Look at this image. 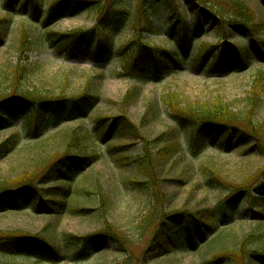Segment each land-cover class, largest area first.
Returning a JSON list of instances; mask_svg holds the SVG:
<instances>
[{"label": "trees", "instance_id": "16d2710c", "mask_svg": "<svg viewBox=\"0 0 264 264\" xmlns=\"http://www.w3.org/2000/svg\"><path fill=\"white\" fill-rule=\"evenodd\" d=\"M203 2H207V6ZM119 4H128L129 7L124 9ZM2 6L8 14L6 18L0 19V28L10 24V19L16 16L15 12L24 14L21 18L34 26L22 29L20 49L32 48V44L47 36L48 41L67 54H78L77 48L83 46L99 64L117 60L122 67V75L130 79L161 81L165 70L169 74L171 70L183 69L190 58L195 69L204 67L205 61H208L206 66L209 72H214L217 68L226 72L228 51L233 54L237 69H240L249 65V60L254 55L251 47L264 59V40L258 37L263 25L258 23L255 12L244 0H223L222 3L210 0H4ZM91 8L98 15L97 31L93 29L88 32L80 30L62 33L50 29L62 18L83 14ZM131 11L134 13V34L128 39L121 38L119 42L122 46H118L116 38L121 35L120 29L125 26ZM19 13L18 15H22ZM141 30L150 35L167 34L169 40L172 39L170 49L157 42L148 43V39H141ZM207 30L211 32L205 33ZM193 31L196 32V37L190 35ZM95 32L98 34L96 38ZM241 33L245 34L243 38L239 36ZM198 34L214 37L221 43H201ZM234 35L238 37V41L231 43L229 39ZM191 41H195L194 47L199 45L206 49H192L189 57H186L185 53L189 50L183 47ZM215 49L218 50L216 53L213 52ZM161 71L164 74H160ZM25 72L26 67L14 68L9 86L4 88L0 85L4 89H0V129L15 128L16 122L20 121L26 136H41L51 125L59 124L64 118H87L99 102L98 96L90 94L89 85L79 96L71 98L65 94H43L25 88L21 83ZM258 72L256 82H263L264 73ZM131 96L132 93L125 102ZM167 107L176 127L190 131L191 144L201 153L211 148L222 155V151L229 150L231 140H234L238 146L234 151H252L248 158L264 159V121L258 119L252 99H247L244 109L240 110H233L223 101L212 105L173 104ZM76 109L80 112L75 113ZM107 120L109 118L98 119L96 123L103 128L100 132L96 129L93 134L85 126L79 125L68 135L65 151L47 158L31 174H24L13 180H0V213L12 208L20 212L28 209L38 211L41 207L53 216H61L66 211L83 215L93 212L81 207L69 208L66 201L77 177L92 163L100 160L101 155L91 141L96 140L102 144L111 136L113 129L111 125H106ZM113 121H117L119 127H116L112 141L138 139L145 145L142 153L136 157L129 155L122 158L121 155L127 154L125 147L112 149L111 155L114 160L123 164L122 167L133 166L135 176L128 178L126 186L149 199L138 223L139 231L143 235L148 234L145 255L156 252L162 257H168L173 252H188L193 246L197 248L198 238L208 243L211 233H217L234 222L239 214L264 216V169L260 173L256 171L252 183L241 185L230 184L220 174L210 170L208 184L212 189L224 188L227 197L212 208L199 211L186 208L171 210L170 197L165 193L161 175L162 165L171 156L172 145L165 142L164 135L155 143L143 138L141 126L132 123L126 114L113 118ZM17 139L12 137L0 145V160L14 152L19 145ZM160 145L158 149L157 146ZM209 158L217 160L216 157ZM54 182L61 185L51 186ZM241 195H244L242 200ZM99 201L101 207L106 209L108 197L102 192L99 193ZM241 202L247 207L240 206ZM120 234L125 233L109 227L100 233L85 237L70 235L69 238L82 245L80 252L88 253L103 241L110 240L112 244L128 251L126 257L117 264H137L142 256L137 259L138 254L127 248L128 241L121 238ZM184 235L187 236L186 241L183 239ZM252 238L250 235L244 248ZM0 253L34 258L37 263L63 264L72 260V257L65 255V252L61 253L41 234L22 232L0 231ZM78 256L79 253L75 258ZM222 258L215 257L211 264L218 263Z\"/></svg>", "mask_w": 264, "mask_h": 264}, {"label": "rangeland", "instance_id": "374dc122", "mask_svg": "<svg viewBox=\"0 0 264 264\" xmlns=\"http://www.w3.org/2000/svg\"><path fill=\"white\" fill-rule=\"evenodd\" d=\"M3 1L0 0V19L6 18L8 14L3 10ZM210 1L223 2V0ZM244 1L255 12L258 23L263 25L258 37L264 40V0ZM119 6L124 9L129 7L128 4L123 6L119 4ZM18 13L15 12L16 16L10 19L7 27L0 28V85L4 88L8 87L14 68L22 66L27 69L21 82L25 88L43 94H65L66 97L71 98L79 96L89 85L90 94L98 96L99 102L89 112L87 118L77 120H72L75 117L64 118L59 124L51 125L41 136H26L20 121L16 122L15 128L0 129V145L12 137L19 139V145L14 152L0 160V180H13L24 174H31L47 158L55 153L64 152L68 135L72 130L80 127L79 125L85 126V129L93 134L96 129L100 132L103 128L96 121L100 118H109L106 125H111L113 131L102 144L96 140L91 141L97 153L101 155L100 160L92 163L77 177L66 201L69 208L81 207L93 212L83 215L66 211L61 216H53L46 213L43 207L38 211L28 209L23 212L12 208L8 212L0 213V231L41 234L61 253L65 252V255L72 257V260L63 264L121 262L128 251L112 244L110 240L103 241L99 247L88 253L80 252L82 245L78 244L77 240L69 238L70 235L85 237L100 233L109 227L125 233L120 234V237L128 241L127 248L138 254L137 259L142 256L137 264H211L215 257H223L216 264H264V260L261 259L264 258L261 257L264 256V216L251 214H239L234 222L217 233H211L208 243L198 238L197 248L193 246L188 252H173L168 257H162L156 252L145 255L148 234L143 235L139 231L138 223L149 199L126 186L128 178L135 176L133 166L122 167L123 164L111 156L112 149L118 147H125L127 151L126 155H121L122 158L129 155L136 157L145 148L144 142L138 139L112 141L114 131L119 127L113 118L126 114L132 123L141 126L143 138L155 143L164 135L165 142L173 147L171 156L162 165L161 175V179H164L165 193L170 197L171 210L186 208L199 211L212 208L227 197L224 188L212 189L208 184L210 170L220 174L226 182L233 185L252 183L256 171L260 173L264 169V159L248 158L252 151H234L238 148L234 140H231L229 150L222 151V155L211 148L201 153L191 144L190 131L176 127L177 124L169 116L167 105H212L217 101H223L233 110H240L244 109L247 99H252L258 119L264 121V81L256 82L258 71L264 73V59L257 54L255 48L251 47L254 55L250 58L249 65L240 69H237L234 56L228 51L226 72H222V68L209 72L206 66L208 61H205L204 67L195 69L190 58L183 69L171 70L169 74L168 70L164 71L165 74L161 71L160 74L165 75L161 81L130 79L122 75V67L117 60L99 64L90 57L87 48L83 46L77 48L78 54H67L48 41L47 36L42 41L37 40L38 43L32 44V48L20 49L22 29L24 27L30 29L34 26L21 18L25 16L24 14L18 15ZM97 18L98 15L91 8L83 14L62 18L50 29L62 33L80 30L88 32L93 29L97 31L99 26ZM133 23L134 13L131 11L125 26L120 29L121 35L116 38L118 46L121 45L119 42L121 38L128 39L134 34ZM210 32L207 30L205 33ZM140 35L141 39H148V43L157 42L168 49L171 47L172 39L169 40L167 34L150 35L141 30ZM190 35L196 37V32L193 31ZM97 36L95 32V38ZM239 36L243 38L245 34L241 33ZM198 37L201 43L215 45L221 43L219 39L211 36L198 34ZM79 39L85 40V38ZM229 41L236 43L238 37L234 35ZM194 42H187V46L183 45V48L189 50L185 53L186 57H189L192 49L205 48L199 45L194 47ZM217 51V49L213 50L214 53ZM150 73L153 74L152 71ZM0 89L4 90L1 86ZM130 93L132 96L125 102ZM76 112L80 110L76 109ZM157 147L160 149L161 145ZM209 157H216L217 160H211ZM58 185L61 184L56 182L51 184V186ZM100 192L108 197L106 209L101 207ZM243 197L244 195H241L240 200ZM240 206L247 207L243 202ZM250 235L253 238L244 248ZM183 239L186 241L187 236L184 235ZM77 253L79 256L75 258ZM0 262L50 264L37 263L34 258L17 257L10 253H0Z\"/></svg>", "mask_w": 264, "mask_h": 264}]
</instances>
